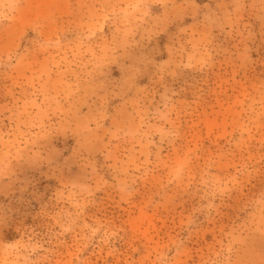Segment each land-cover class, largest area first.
Listing matches in <instances>:
<instances>
[{
  "label": "rangeland",
  "instance_id": "374dc122",
  "mask_svg": "<svg viewBox=\"0 0 264 264\" xmlns=\"http://www.w3.org/2000/svg\"><path fill=\"white\" fill-rule=\"evenodd\" d=\"M0 264H264V0H0Z\"/></svg>",
  "mask_w": 264,
  "mask_h": 264
}]
</instances>
